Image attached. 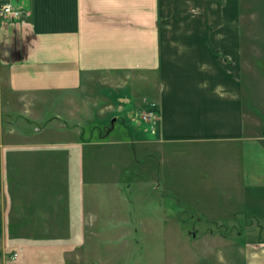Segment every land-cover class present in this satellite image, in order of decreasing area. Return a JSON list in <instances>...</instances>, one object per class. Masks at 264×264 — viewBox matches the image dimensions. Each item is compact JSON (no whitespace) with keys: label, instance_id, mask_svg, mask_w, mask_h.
I'll return each mask as SVG.
<instances>
[{"label":"crops","instance_id":"1","mask_svg":"<svg viewBox=\"0 0 264 264\" xmlns=\"http://www.w3.org/2000/svg\"><path fill=\"white\" fill-rule=\"evenodd\" d=\"M15 2L22 17L0 20V264H13L18 241L16 232L6 233V223L21 226L22 244L16 246L22 259L41 256V241L66 240L61 233L49 239L40 228L31 231L45 219L57 220L56 208L49 216L42 204L32 210L5 204L3 176L16 164L4 148L16 144L15 134L25 137L12 124L22 111L36 117L31 104L37 108L52 98L73 114L77 92L96 84L103 96L99 112L129 117L135 106L125 89L131 77L155 85L152 95L141 98L157 106L154 140L165 146L167 161L175 147L230 146L225 160L233 178L214 214L243 225L263 224L264 121L254 113L260 109L264 116V104L260 108L255 102V82L264 85V0ZM218 86H223L220 92ZM185 158V171L196 169L197 156ZM232 249L242 254V264H264V238H249Z\"/></svg>","mask_w":264,"mask_h":264},{"label":"rangeland","instance_id":"2","mask_svg":"<svg viewBox=\"0 0 264 264\" xmlns=\"http://www.w3.org/2000/svg\"><path fill=\"white\" fill-rule=\"evenodd\" d=\"M148 80H127L125 89L135 105L129 117L99 112L103 96L96 84L77 92L73 114L52 98L39 108L31 104L36 117L22 111L12 124L25 137L15 134L16 144L4 148L16 164L3 176L5 204L25 210L42 204L49 216L56 208L57 220L45 219L31 231L40 228L46 238L61 233L66 239L41 241L46 255L22 259L16 246L22 244L21 226L6 223V233L18 234L13 264H242V254L231 253V247L264 238V219L260 225H243L214 214L233 178L226 161L230 146L175 147L166 160L165 146H157L139 117L146 104L141 97L155 92ZM255 84V102L262 108L264 85ZM244 101L249 110L248 98ZM258 110L255 119L264 121ZM260 131L264 135L263 127ZM190 154L199 162L185 171Z\"/></svg>","mask_w":264,"mask_h":264},{"label":"built area","instance_id":"3","mask_svg":"<svg viewBox=\"0 0 264 264\" xmlns=\"http://www.w3.org/2000/svg\"><path fill=\"white\" fill-rule=\"evenodd\" d=\"M23 15V11L17 5L15 0H0V20L1 19H19ZM154 103L146 102L144 109L141 111L139 117L148 125L149 132L155 133V122L158 119L153 107Z\"/></svg>","mask_w":264,"mask_h":264},{"label":"trees","instance_id":"4","mask_svg":"<svg viewBox=\"0 0 264 264\" xmlns=\"http://www.w3.org/2000/svg\"><path fill=\"white\" fill-rule=\"evenodd\" d=\"M153 109L155 110L156 114L158 115V109H157V106L156 105L153 107ZM155 124L156 125H155V133H154V135L156 137V135H157L158 119L156 120Z\"/></svg>","mask_w":264,"mask_h":264},{"label":"clouds","instance_id":"5","mask_svg":"<svg viewBox=\"0 0 264 264\" xmlns=\"http://www.w3.org/2000/svg\"><path fill=\"white\" fill-rule=\"evenodd\" d=\"M222 87H223V86H218V87H217V92H220V90L222 89ZM220 98L224 99V98H228V97L221 93ZM232 98L234 99L235 97L233 96Z\"/></svg>","mask_w":264,"mask_h":264},{"label":"water","instance_id":"6","mask_svg":"<svg viewBox=\"0 0 264 264\" xmlns=\"http://www.w3.org/2000/svg\"><path fill=\"white\" fill-rule=\"evenodd\" d=\"M113 121V120H112Z\"/></svg>","mask_w":264,"mask_h":264}]
</instances>
